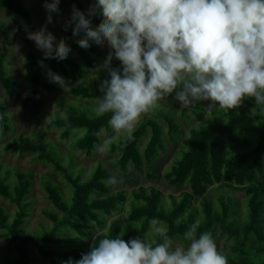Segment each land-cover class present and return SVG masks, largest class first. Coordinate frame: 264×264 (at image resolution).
I'll return each mask as SVG.
<instances>
[{"label": "trees", "instance_id": "obj_1", "mask_svg": "<svg viewBox=\"0 0 264 264\" xmlns=\"http://www.w3.org/2000/svg\"><path fill=\"white\" fill-rule=\"evenodd\" d=\"M41 1L44 4L46 2ZM47 2L51 3L52 0ZM68 2L71 13L61 22L60 31L70 43L73 55L66 60L44 61L48 70L58 73L64 82L67 80L73 84L68 88L69 95L80 100L98 102L99 97L104 95L101 92L102 81L110 77L105 69L99 68L100 48L93 45L91 52L82 51L79 47L81 41L76 39L72 26L67 23L74 6L84 14L82 0ZM0 8L19 16L29 29L35 32L41 29L34 25L25 0H0ZM104 23L103 18L98 17L93 30L97 31L96 25L101 29ZM0 31L4 36L7 35L2 22ZM15 32L23 36L28 48L24 70L29 88L23 100V108H30L33 116L40 117L47 104L43 93H58L63 87L46 78L41 65L44 55L33 48L20 21L15 22ZM12 44L5 38L0 54V84L10 99L14 98L17 84L7 70ZM112 66L121 68L122 64L114 59ZM90 71L97 72L99 80H94L97 83L95 86L90 88L75 83L85 79ZM243 103L258 116H264V107L257 105L254 98L245 99ZM61 108L65 115L52 118L49 126L61 128L64 139L70 138L77 130H84L75 147L91 156L101 142L100 132L110 128V114L96 118L90 114L92 110L83 104L71 107L63 103ZM204 111V105L197 101L190 107L182 106L180 116L188 122L193 117L201 118ZM212 117L190 128L187 137L182 140L184 149L166 173V178L175 188L189 186L190 191L183 192L179 198L169 195L168 204L163 192L153 186H140L133 189L130 195L124 190L111 193V185L106 181L114 175L109 169L100 163L85 179V168L72 171L76 165L75 159L72 158V162L65 164L63 154L52 149L39 135L35 141L30 136L22 135L8 143L5 146L7 152L34 155L35 160L51 165L53 172L60 174L72 191L67 198L53 180H42L41 186L46 192L47 200L54 207V211L44 210L43 214L52 225L50 229L43 228L41 232H30L25 226L32 212V204L26 200L33 192L32 176L18 169L14 172L5 170L3 174L0 165V197L17 207L11 219L7 210L0 205V240H9L16 251L14 261L7 264H41L30 248L31 245L48 264H63L69 258L78 260L82 254L91 250L84 246L91 232L100 231L94 238L92 247L99 239L115 237L121 232L125 233L123 238L126 241L133 238L144 239L151 232V221L154 218L168 226L167 235L173 242L181 239L187 241L185 232L199 220L197 236L210 232L216 240L219 231L231 242L230 252L223 253L228 264H264V121L254 118L243 108L228 109L227 112ZM161 121L167 123V133L172 141L182 138L181 127L173 110L160 107L142 118L133 139L110 144L109 153L119 155L118 167L123 175H128L132 167L141 170L145 164L154 163L160 152L167 150ZM0 126L3 135L11 129L8 108L1 99ZM149 129L151 135L142 153L139 145ZM10 179H14L15 183ZM215 184L220 189L244 192L247 195L246 213L239 199L222 195L215 202L209 194L210 187ZM124 204L129 205L127 221L124 222L121 218L110 220L116 212L122 210L120 207ZM148 240L161 242L156 234Z\"/></svg>", "mask_w": 264, "mask_h": 264}, {"label": "clouds", "instance_id": "obj_2", "mask_svg": "<svg viewBox=\"0 0 264 264\" xmlns=\"http://www.w3.org/2000/svg\"><path fill=\"white\" fill-rule=\"evenodd\" d=\"M61 0L45 2L47 23L59 13ZM98 7L85 17L73 7V35L84 52L105 41L112 49L103 63L110 79L101 92L92 115L110 114L109 125L116 136L134 138L141 119L161 107L160 101L173 93L175 101L190 107L211 101L206 115L214 110L236 109L254 98L264 107V0H96ZM105 23L97 32L95 20ZM91 21V22H90ZM28 38L44 53V60H66L71 48L64 39L57 43L47 24ZM119 60L121 68L112 66ZM51 82L64 85L63 78L48 70ZM55 110L46 120L52 122ZM111 139L96 150H109ZM108 184H116L110 176ZM200 221L185 232L186 246H174L168 226L152 219L150 231L161 242L147 238L126 241L121 232L104 237L87 253L63 264H228L210 232L197 236Z\"/></svg>", "mask_w": 264, "mask_h": 264}, {"label": "rangeland", "instance_id": "obj_3", "mask_svg": "<svg viewBox=\"0 0 264 264\" xmlns=\"http://www.w3.org/2000/svg\"><path fill=\"white\" fill-rule=\"evenodd\" d=\"M82 2L85 7L84 16L87 18L91 14L92 9L98 7V5L96 4V0H82ZM25 3L26 7L32 14L33 23L35 26L42 27L47 24L48 31H50L56 36L57 43L60 39H64L68 46L71 48L70 43L62 36L60 31L61 22L67 19L71 13L68 0H61L59 5V13H52L53 23H47L48 12L44 6L45 4L41 0H25ZM16 21H20L23 24L24 30L27 32V34L29 32H35L29 29L23 23L22 19L19 16L15 15L10 10L0 8V22L5 25V32L7 34L6 36H4L0 31V54L4 48L5 38H7L8 41L13 43L11 46V55L8 58L7 70L10 74V77L17 83L16 92L13 99H10L8 97L4 87L0 84V99L2 103L8 108V115L11 118V129L6 135L2 134L0 126V165L3 169V174L5 173V170H10L14 172L16 171V169H18L23 172H28L32 176L33 192L26 199L32 204L31 217L29 218L25 226L28 231L31 232L37 230L41 232L43 228L50 229L52 225V222L48 220L43 214L44 210L54 211V207L47 200L46 192L41 186L42 180H44L45 178L53 180L60 187L62 194L67 198L70 197L72 188L70 185L64 182L60 174L53 172L51 165L44 164L40 161L35 160L34 155H21L18 153L7 152L5 150V146L8 143L12 142L15 139H18L22 135L30 136L34 141L37 140L38 135L43 137L45 141L49 143L52 149H55L57 152H61V154H63L65 164H69L70 162H72V158H74L76 165L74 166L72 171L77 172L76 170H78L79 168H85V179L88 178L90 173L95 170L96 166L101 163L104 167L109 169L112 174L117 178L118 182L110 186L111 193L124 190L130 195L133 189H136L140 186H153L163 192L165 202L167 203L169 195H174L179 198L183 192L190 191L189 186H185L182 189H177L172 186L166 178V173L174 164V161L177 159V157L180 156L181 150L184 149L182 140L187 137L189 129L197 126L200 121H206L208 118H213L212 116L215 114H223L227 112L228 109L222 108L219 110H214L213 114L208 116L206 115L205 110L201 118L193 117V119H191L190 121L185 122L180 116L182 104L178 101H175V94L173 93L171 96H165L160 101L161 107L173 110L175 118L181 127L182 138L172 141L167 133V123L161 121L165 131L167 150L165 152H160L159 157L154 163L145 164L141 170L132 167L130 173L125 176L120 172L118 167L119 155L110 154L109 150L104 153H100L95 150L91 156H88L85 152L80 151L75 147V143L77 142V140L80 138V136H83L84 130H77L71 135L70 138L64 139L62 137L63 130L61 128L55 126L50 127L49 123L46 122L47 118L53 114L54 110L55 115L53 116V118L65 115L64 111L62 110L63 108H61V104L63 103L71 107H78V104H83V106H87L91 110L96 105L97 101L80 100L69 95L68 88L73 85L72 83L66 80L64 82V85L62 86V90L58 93H43L44 98L47 100V104L45 111L40 117L33 116L30 113V108H23V100L27 96L29 88V84L26 80L24 70L25 58L28 52V48L24 43L23 36L15 32ZM95 28L97 32L100 30L97 25ZM31 41L33 44V48L39 54L44 55V53L36 47L35 42L33 40ZM100 51L101 57L99 59V68L104 69L102 67L103 63L108 53L112 51L107 41H105L104 47L100 48ZM70 55H73L72 49ZM42 67L44 69L46 78L50 79L48 77V66L45 61L43 62ZM105 71L108 73L106 69ZM94 80H99L97 72L90 71L89 75L85 79L78 80L75 83L81 86H88L91 88L97 84ZM200 102L204 105L205 109L211 103V101ZM239 108L246 109L251 116L258 120L264 121V116H258L253 110L247 108L244 103H242L238 107V109ZM90 114L92 115V112ZM141 122L142 119L140 123ZM150 135L151 130L149 129L147 136L143 138L141 144L139 145V149L142 153L144 152ZM109 138H112L111 143L124 140L123 134H121L120 136H116L111 126L109 129H104L100 132V143ZM10 181L15 183L14 179H10ZM209 194L212 196L215 202H217V199L222 195L239 199L242 202L244 213H246L245 211L247 205V195L244 192L220 189L218 185L215 184L214 186L210 187ZM196 204L198 205L199 203L197 202ZM0 205L7 210L10 218L12 219L17 211L16 205L10 203L8 200L3 199L2 197H0ZM120 208L122 210L120 212H116L114 214V217L109 218L110 220L121 218L124 222L127 221L129 205L124 204ZM66 233L70 234V231L66 230ZM99 233V230L91 232L90 237L85 241L84 246L91 249L94 238ZM154 235L155 233L149 232L147 234V238H154ZM215 242L217 244L218 249L222 253L230 252L229 246L231 245V242H229L225 236H222L219 231H217V237ZM187 243V241L181 239L174 241L173 245L186 246ZM30 248L33 250L36 259L39 263L48 264L46 261L40 258L34 246L31 245ZM15 257V246L11 244L9 240H0V264H7L10 261L12 262L14 261Z\"/></svg>", "mask_w": 264, "mask_h": 264}]
</instances>
